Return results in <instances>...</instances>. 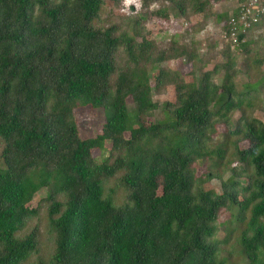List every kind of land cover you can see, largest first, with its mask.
Masks as SVG:
<instances>
[{"label":"trees","instance_id":"trees-1","mask_svg":"<svg viewBox=\"0 0 264 264\" xmlns=\"http://www.w3.org/2000/svg\"><path fill=\"white\" fill-rule=\"evenodd\" d=\"M162 1L228 39L254 0L228 17L211 14L227 0ZM120 2L0 0V264H264V42L246 41L264 14L209 71L187 36L147 40L145 13L102 24ZM181 59L183 75L165 65ZM77 107L103 114L94 138Z\"/></svg>","mask_w":264,"mask_h":264},{"label":"rangeland","instance_id":"rangeland-1","mask_svg":"<svg viewBox=\"0 0 264 264\" xmlns=\"http://www.w3.org/2000/svg\"><path fill=\"white\" fill-rule=\"evenodd\" d=\"M256 1V0H255ZM263 0H258L257 3H261ZM235 0H227L221 2L219 4L212 5V16L226 14V16H230L232 9L235 8ZM132 7V9H130ZM157 11L162 16L155 17L150 15L149 13ZM146 14L147 21L142 24V26L146 29L147 32V40H154L159 49L163 50L164 47L169 44L170 40H176L182 42L183 39H186L185 36L188 37V41L192 44L193 49L198 53L200 58L208 60V65L206 70H213L216 64H221L224 62L223 57L218 54L221 50L225 48L230 42H234L232 39L228 40L223 37L221 27L225 22H216L215 18H212L207 22L204 29L194 31L191 25L195 24L196 19L193 21V18H190V21H186L183 18H180L177 14L175 8L162 0L155 1L154 3H150L146 8L143 9V3L141 0H122L118 5H106L102 8L100 13L101 23L108 26L111 23H120L121 19L124 17H131L138 14ZM149 14V15H148ZM99 23V24H101ZM251 40L252 43L258 44L261 48L262 42H264V29L255 31L252 30L247 34L246 41ZM227 44V45H226ZM215 47L213 51H209V48ZM253 48V47H252ZM235 48L230 47V51H234ZM264 55V49L262 51ZM243 52L237 51L236 53V69H243ZM166 67L175 70L180 75H183L184 72H187V67L185 69V61L183 59L178 61H172L168 64H165ZM164 65V66H165ZM152 80V77H151ZM245 79L241 76H237L235 82L238 87H240ZM153 83V82H152ZM173 100L172 92H168L167 95L161 96L156 99L160 104L164 102H170ZM128 108L131 110L132 102L130 99L127 100ZM76 126L78 129L79 137L82 140L91 139L97 136L100 131L102 124L104 122L103 114L99 111L88 107H77L73 111ZM261 117L260 114H258ZM157 117V116H156ZM238 118V114L235 115L234 119ZM152 120H148L153 121ZM93 157L96 162L101 161V156L96 151L93 153ZM203 169L199 171L202 173ZM111 184V183H110ZM208 188L214 190L216 193H220L221 187L218 182H212L209 184ZM44 193H39L38 196L35 197L33 203L29 206V209H33L39 202V199L43 198ZM226 218L225 215L222 216L221 220ZM222 231L219 234V237H223ZM44 241V239H42Z\"/></svg>","mask_w":264,"mask_h":264},{"label":"built area","instance_id":"built-area-1","mask_svg":"<svg viewBox=\"0 0 264 264\" xmlns=\"http://www.w3.org/2000/svg\"><path fill=\"white\" fill-rule=\"evenodd\" d=\"M236 10V14L238 15L232 14L227 22V27L230 32L228 40L234 39L237 32V25L242 27L244 31L252 29L259 22L260 16L264 14V11L258 8V3L255 0L247 5L237 6Z\"/></svg>","mask_w":264,"mask_h":264},{"label":"clouds","instance_id":"clouds-1","mask_svg":"<svg viewBox=\"0 0 264 264\" xmlns=\"http://www.w3.org/2000/svg\"><path fill=\"white\" fill-rule=\"evenodd\" d=\"M232 15V14H231Z\"/></svg>","mask_w":264,"mask_h":264}]
</instances>
